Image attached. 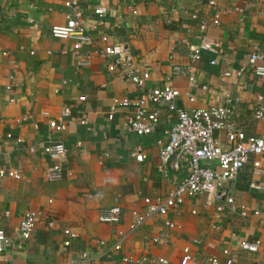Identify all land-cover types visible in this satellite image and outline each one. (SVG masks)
Listing matches in <instances>:
<instances>
[{"label":"crops","instance_id":"0c3cea01","mask_svg":"<svg viewBox=\"0 0 264 264\" xmlns=\"http://www.w3.org/2000/svg\"><path fill=\"white\" fill-rule=\"evenodd\" d=\"M65 1L0 0V169H18L25 175L20 181L6 180L0 190V229L11 241L0 264H126L123 257L145 254L179 264L193 239L201 241L192 245L199 264H206L212 256L223 259L221 251L233 234L259 240L264 249V191L250 188L259 180L253 173L254 161L264 169L262 155L251 156L236 183L224 188L234 198L233 210L223 200L202 195L168 215L174 229L154 218L127 238L122 251L113 250L118 237L114 227L99 222V210L119 205L124 215L120 228L127 231L131 212L143 207V198L168 195L185 169L166 175L157 169L160 148L169 140L166 109L149 136L127 131L131 108H117L109 119L117 101L135 100L141 94L119 73L109 72L108 61L101 57H94L88 68H77L73 42L51 34L54 25L66 22L70 11ZM99 4L106 9L103 18L94 13ZM80 7L95 48L104 36L112 43L128 44L138 68L150 69L148 91L171 85L181 93L177 104L189 110L222 104L227 96L239 98L235 122L247 136H264V122L253 115L254 104L264 98V78L247 69L236 76L253 50H264V0H80ZM215 13L221 16L219 26L211 21ZM201 21L208 24L206 35L222 43L224 54L216 58L205 52L195 65L197 87H191L188 78L175 75L174 69L190 65L191 51L201 42ZM212 60L216 65L210 64ZM65 107H70L71 117L63 116ZM51 120L65 123L66 129L52 130ZM58 141L67 148L70 176L49 182L46 175L55 162L41 151ZM138 150L144 152L143 162L134 157ZM242 206L249 209L244 215ZM28 211H41L43 217L31 239L21 241L19 226ZM49 216L57 221L54 229L48 227ZM64 228L79 235L70 247L63 244ZM163 235L166 242L153 243L152 238ZM254 260H264V253L239 252L237 264Z\"/></svg>","mask_w":264,"mask_h":264},{"label":"built area","instance_id":"2783aa9c","mask_svg":"<svg viewBox=\"0 0 264 264\" xmlns=\"http://www.w3.org/2000/svg\"><path fill=\"white\" fill-rule=\"evenodd\" d=\"M162 0H157L161 2ZM211 6H215V1H210ZM69 9L66 15V22L60 25H54L51 29L52 37L56 39L72 41L73 51L76 59V66L83 70L92 65L94 57H101L108 61V71L119 73L122 77L129 80L141 96L135 100L125 99L117 101L115 107H111L109 119L112 120L117 108H131V113L127 117L126 129L129 133L138 136L152 135L161 120L162 109L167 110V122L170 124L169 140L160 148L159 163L157 169L166 175L169 170L179 173L185 169L183 179L176 183V186L166 196H157L154 198L144 197L143 207L132 210V221L127 231L120 228L124 215L119 205L102 208L99 210L98 219L100 223L114 227L117 235V242L112 245L113 250L120 252L123 249L124 242L135 231L144 227L154 218L160 219L166 228L174 229L175 224L168 218V215L178 207L186 203L187 200L198 198L202 195L217 201H225L233 210L234 198L228 195L226 188L230 183H236L240 171L249 163L251 156L264 155V136H247L246 132L235 122L237 107L240 99H232L227 96L222 104L209 108L185 109L177 104L181 96L179 89L164 85L162 87L147 90L148 82L151 78L149 68L140 70L135 63V56L132 48L124 43H112L108 37L100 38L98 48L94 46L97 42L89 35L83 18V12L80 7V0H67L64 3ZM243 12L242 9H237ZM94 13L100 18L106 15V9L102 5L94 8ZM197 20L198 15H193ZM221 16L215 13L211 19L214 26L220 25ZM208 24L205 21L200 22L202 32L201 42L190 54L191 63L186 68L176 67L175 75L188 78L191 87H197V77L195 65L199 63L206 53L218 58L224 54V48L220 41L214 40L206 35ZM217 61H210L211 65H216ZM249 70L257 77L264 78V50L255 49L250 54L248 62L244 68L236 71V76L241 77L245 70ZM231 76V71L224 74ZM10 90L11 87H8ZM202 90H208L203 86ZM190 101H194V96L190 95ZM82 98V101H85ZM12 101V100H11ZM153 106V109L149 107ZM253 115L258 121L264 122V98H259L254 104ZM64 117H71L70 107H65L62 112ZM47 114H44L46 116ZM86 125L87 121H81ZM49 127L57 132H63L66 124L54 120L49 121ZM221 135L225 140L222 141ZM3 137L0 135V142ZM21 142V139L18 140ZM63 141H58L42 149L41 154L54 161V165L48 170L46 179L49 182H58L65 177L70 176L66 171L67 148ZM77 146H81L77 143ZM35 153L33 148H30ZM138 162L145 160L142 150L134 153ZM253 173L259 177V180L252 181L250 188L253 191H264V169L259 160L253 163ZM25 178L22 170L0 169V190L6 180L20 181ZM52 202V201H50ZM218 211L223 207L219 206ZM243 215L249 210L242 206ZM196 214V213H194ZM257 216L259 212H254ZM9 216V213H5ZM43 217L41 211H28L24 214L19 226V239L26 241L31 239L32 234L39 221ZM57 225L55 217L49 216L48 227L54 229ZM64 246L70 247L79 237V235L70 228L62 229ZM153 243L166 242V236L152 238ZM11 243L5 232L0 229V259L5 250V246ZM101 246L104 241L99 242ZM201 241L193 239L191 245L186 246L179 261V264H199L197 255L192 250V245H200ZM222 249L221 255L209 257L206 264H237L239 252L248 255H257L264 253L261 241L244 240L232 235ZM87 258V253L83 255ZM126 264H169V261L161 256L145 254L142 257L126 256L122 258ZM249 264H264L262 261H251Z\"/></svg>","mask_w":264,"mask_h":264}]
</instances>
